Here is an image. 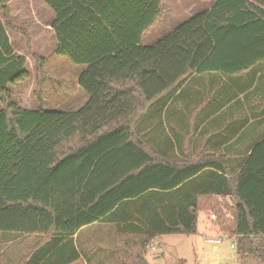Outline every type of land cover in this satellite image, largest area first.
<instances>
[{"label":"trees","instance_id":"trees-1","mask_svg":"<svg viewBox=\"0 0 264 264\" xmlns=\"http://www.w3.org/2000/svg\"><path fill=\"white\" fill-rule=\"evenodd\" d=\"M13 1L0 0V232L43 235L21 264H78L74 236L97 222L116 226L115 264H151L149 246L197 234L201 211L237 236L242 258L264 264V140L232 176L218 155L181 165L159 158L137 124L193 73L234 75L264 61V8L216 0L143 46L163 0H41L55 55L85 68L78 82L89 96L77 110L51 111L41 92L47 59L12 23ZM10 33L26 37L28 55ZM29 60L35 109L12 90L32 77Z\"/></svg>","mask_w":264,"mask_h":264},{"label":"rangeland","instance_id":"rangeland-1","mask_svg":"<svg viewBox=\"0 0 264 264\" xmlns=\"http://www.w3.org/2000/svg\"><path fill=\"white\" fill-rule=\"evenodd\" d=\"M214 3L212 0H163L162 17L146 34H149L147 35L149 39L152 37L154 41L160 40L170 29H174L194 13L211 9ZM10 9L12 23L29 34L33 51L47 59L43 68L41 87L46 109L69 111L81 108L89 98L78 82L79 74L85 68L74 64L68 57L55 55L56 39L50 26L53 20L51 11L41 0H14L10 4ZM0 18L3 19L1 12ZM169 19L172 24L163 27ZM10 36L16 52L20 55H28L26 37L17 33H10ZM145 45L148 43L145 42ZM27 68L32 77L12 90L24 107L35 109L38 104L32 93L35 86L32 60H29ZM0 107H2L1 102ZM137 124L138 133L142 135L141 123ZM206 213L212 214L209 211L199 213L197 234L163 235L151 244L152 247L146 251L148 261L151 264H180L181 261H184V264H256L250 257L242 258L238 254V245L234 250L227 240L216 250L213 245L205 242L212 235L230 234L216 226V223L206 222L205 225ZM107 225L108 227L98 225L86 229L78 239L81 253L89 264H115L116 226ZM204 226L207 228L205 231ZM29 238L21 234L0 232V264H21L33 244Z\"/></svg>","mask_w":264,"mask_h":264},{"label":"crops","instance_id":"crops-1","mask_svg":"<svg viewBox=\"0 0 264 264\" xmlns=\"http://www.w3.org/2000/svg\"><path fill=\"white\" fill-rule=\"evenodd\" d=\"M249 1L264 8V0ZM170 21H166L163 27L171 25ZM147 35L142 38L143 46H151L158 41L152 37L149 39ZM140 123L147 146L159 158L181 165L184 161L192 163L207 155H218L230 174L235 176L246 164L256 145L264 140V61L234 75L221 72L193 73L180 87L152 104ZM206 214L205 225L212 221L211 215ZM98 225L108 227L106 223L97 222L83 227L74 236L81 254L78 264H89L81 253L78 239L86 229ZM206 229L204 226V231ZM25 236L33 242L30 250L43 238L40 234ZM115 240L116 233L114 246ZM217 248L214 247L215 250Z\"/></svg>","mask_w":264,"mask_h":264},{"label":"built area","instance_id":"built-area-1","mask_svg":"<svg viewBox=\"0 0 264 264\" xmlns=\"http://www.w3.org/2000/svg\"><path fill=\"white\" fill-rule=\"evenodd\" d=\"M211 219L215 220L216 216L215 215H211ZM227 240L231 243V247L232 249L236 250L237 249V236L233 235V234H219V235H212L209 236L205 242L213 245L214 247H219L221 244H223V242ZM152 245L149 246V248H151ZM148 248V249H149Z\"/></svg>","mask_w":264,"mask_h":264}]
</instances>
